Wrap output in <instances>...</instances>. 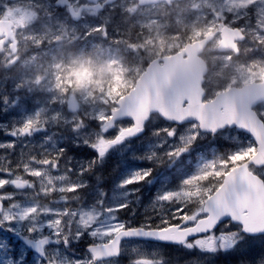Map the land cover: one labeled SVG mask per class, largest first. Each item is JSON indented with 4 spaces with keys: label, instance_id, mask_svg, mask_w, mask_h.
Wrapping results in <instances>:
<instances>
[{
    "label": "snow or ice",
    "instance_id": "obj_1",
    "mask_svg": "<svg viewBox=\"0 0 264 264\" xmlns=\"http://www.w3.org/2000/svg\"><path fill=\"white\" fill-rule=\"evenodd\" d=\"M8 3L0 0V12ZM129 3L31 0L35 34L71 30L73 45L99 43L101 51L73 58L32 111L26 77L0 76V114L8 117L0 121L7 137L0 140V264H181L164 246L185 253L182 264L221 257L264 264V254L247 259L256 239L264 252V0H215L210 29L170 33L177 46L145 62L132 81L113 51L138 63L151 26L140 25L136 40L126 37L116 21L135 16ZM156 3L167 10L178 0H152L148 14ZM200 10L190 8L189 19ZM223 34L235 48L215 54L247 67L210 97L189 82L188 67L203 55L201 44ZM58 43L41 39L33 47L46 57ZM121 153L109 181L105 165ZM189 157L194 163L185 164Z\"/></svg>",
    "mask_w": 264,
    "mask_h": 264
},
{
    "label": "rangeland",
    "instance_id": "obj_2",
    "mask_svg": "<svg viewBox=\"0 0 264 264\" xmlns=\"http://www.w3.org/2000/svg\"><path fill=\"white\" fill-rule=\"evenodd\" d=\"M248 2H250V0H232L234 6L246 4ZM26 3H29L27 5V10L30 12L33 11L32 5L30 4L31 0H28ZM150 5H145L143 8H141L136 0H130L128 7L130 9L137 10L135 12V16L133 17L131 13H128L120 16L116 21L119 27L125 32L126 37H128L130 34L132 40H136V33L140 25H143L146 29H149V25L151 26L149 29V39L151 42L144 45L145 55L141 57L138 63H133L119 49H115L113 51V58L117 61L123 62V66L126 69L124 76L129 81L137 79L138 74L141 68H143L145 62L151 61L153 58L160 56L162 53L170 51L172 48L177 46L176 37L170 35V33L177 32L180 35L191 37L206 29H210V25L205 24L208 11L209 9L214 11V5L215 7H219V5L215 3V0H195V3H193V0H184L178 2L177 5H175L172 9L167 10L165 9L164 4H155L153 6L154 10L151 12V14H148L147 9ZM197 5L200 6L201 10L199 12H192L191 16L194 18L189 19V9L195 8ZM19 6V1H10V3L5 5L3 12H0V16L4 15L6 11L13 12V9H16ZM153 17L157 18L156 22L153 21ZM163 25H168V28L165 29ZM20 36L23 39H26L27 42L24 43L23 47H25L26 51H29L24 58H28L30 53H36L33 45L41 39L59 41V43L55 45V51H50L48 56H34L32 58V71L24 74L26 77L25 86L34 89L32 93L33 96L28 97L25 103L32 101L35 105V107H33L34 109L38 106L37 102L42 103L41 99L44 98L43 90L46 89L50 84L55 85L57 77L63 78L65 76L67 72V66L73 58H75L77 55H82L85 57L91 55L93 57H97L101 51V46L99 43L95 49H93L91 46L84 47L81 45L78 48L76 45H73L72 40L74 39V36L71 34V30H69L68 35L60 32L58 36H54L50 31H45L42 34L37 35L33 32L32 28H30L29 31H21ZM125 42L127 43V39ZM219 43L220 41H213L207 47L205 52L206 59L211 65V71L206 83V88L210 97L213 93L222 89L230 80L238 78L240 71L247 67L240 61L230 60L227 54H215L214 50L219 46ZM103 47L107 48V45H104ZM14 55L15 53L12 52L10 48H7L3 57L8 61V63L16 58L15 62L13 63L14 67L10 72L12 76L9 74L7 75L10 78L18 77L19 73H17L15 70V66L16 64L23 63L24 59L19 58V56H17L18 54H16V56ZM104 55L106 56L107 54L104 53ZM126 58L127 60L124 61ZM256 60L259 61V57H257ZM100 78L101 77H97V79ZM102 78L106 81L112 79L111 75L107 71L103 73ZM37 81L40 83L37 84ZM9 87H11L10 84ZM113 91L115 92L116 89L113 88ZM7 119V116L0 114V121ZM36 139H39V135L36 137ZM132 146L139 149L140 142L137 141ZM88 152H90L89 149ZM120 156L122 157L123 155ZM111 160L112 159L107 162L105 168L108 167L109 162H112ZM188 160L192 161L191 158ZM119 167L120 164L117 163L115 168ZM109 179L112 180L113 178L109 177ZM9 190L11 191L12 189ZM262 254H264V252L261 251L260 240L256 239L253 241L252 252L249 257H247V259H258V257ZM222 259L223 257L219 258L216 261V264H226V262L222 261ZM227 264H238V261L236 259H230Z\"/></svg>",
    "mask_w": 264,
    "mask_h": 264
},
{
    "label": "flooded vegetation",
    "instance_id": "obj_3",
    "mask_svg": "<svg viewBox=\"0 0 264 264\" xmlns=\"http://www.w3.org/2000/svg\"><path fill=\"white\" fill-rule=\"evenodd\" d=\"M10 1H19L20 6L16 9L14 8L13 12H7L4 15L0 16L1 19L8 20L12 22V32L9 36L6 34L0 35V65L3 64V61L5 60L4 53L6 52L7 48H10L12 52L18 54L19 58H24L29 51H26L25 47H23L24 43L27 42L26 39H23L20 36L21 31H28L30 30L29 27V21L27 19V13H30L27 7L29 3H26L28 0H10ZM31 4V3H30ZM28 40V39H27ZM34 56H36V53L33 55L32 53L29 54L28 58H24L26 60L32 59ZM16 58L13 59L9 64H13L15 62ZM30 66V65H29ZM15 70L17 73H19L18 76L23 75V69L22 65L16 64ZM11 75L10 72L6 73L3 69V67H0V76L4 75ZM10 78V77H9ZM2 133L0 132V136ZM3 150H0V154H2ZM170 247V246H167Z\"/></svg>",
    "mask_w": 264,
    "mask_h": 264
},
{
    "label": "water",
    "instance_id": "obj_4",
    "mask_svg": "<svg viewBox=\"0 0 264 264\" xmlns=\"http://www.w3.org/2000/svg\"><path fill=\"white\" fill-rule=\"evenodd\" d=\"M140 4H149L152 3V0H139ZM11 24L8 22H0V34L4 33L9 35L11 33ZM213 35H208L205 39L212 40ZM225 50L229 48H235L234 39L231 34H223V40L220 44ZM204 45H200V50L203 51ZM158 59V58H156ZM207 72V65L197 56L193 59L188 67L187 79L189 82L193 83L199 91L205 93L202 85L204 82V75Z\"/></svg>",
    "mask_w": 264,
    "mask_h": 264
}]
</instances>
